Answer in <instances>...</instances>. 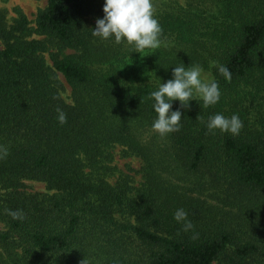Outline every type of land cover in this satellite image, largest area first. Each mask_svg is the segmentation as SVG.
Masks as SVG:
<instances>
[{"label": "trees", "instance_id": "16d2710c", "mask_svg": "<svg viewBox=\"0 0 264 264\" xmlns=\"http://www.w3.org/2000/svg\"><path fill=\"white\" fill-rule=\"evenodd\" d=\"M211 3L164 11L159 23L176 31L166 33L180 49L148 56L144 66L172 78L173 67L208 69L211 57L218 85L242 83L257 114L249 122L243 107L235 136L207 129L221 102L185 108L173 101L180 130L144 138L157 117L151 93L158 82L125 68L132 52L123 45L91 34L103 0H47L35 20L38 41L24 40L32 33L24 16L8 27L0 16V264H264V0ZM114 146L144 162L140 188L126 174L107 182ZM181 176L197 186L182 188ZM29 181L51 194L27 193ZM181 208L188 231L173 218ZM17 210L23 218L12 217ZM130 238L145 258L129 254Z\"/></svg>", "mask_w": 264, "mask_h": 264}, {"label": "clouds", "instance_id": "9594fccd", "mask_svg": "<svg viewBox=\"0 0 264 264\" xmlns=\"http://www.w3.org/2000/svg\"><path fill=\"white\" fill-rule=\"evenodd\" d=\"M103 16L95 22L91 30L93 36L104 40L114 39L116 43L126 41L134 44L139 52L144 49H157L160 46L162 27L154 15L152 0H103ZM217 70L225 79H231V72L225 65H218ZM203 68L199 65L192 67L181 63L172 68V78L160 83L158 90L151 93L154 100L153 109L157 114L152 128L161 136L178 132L182 118L179 110H172L173 101H178L181 107H188L194 100V92L199 95L205 105H214L219 102L221 92L216 80L203 75ZM198 118V117H197ZM61 124L66 122V116L61 111L58 114ZM209 132L219 130L221 133L239 135L243 122L237 114L230 117L223 114L211 116L207 122ZM6 155V151L4 152ZM14 219L23 218L20 210L10 213ZM184 209H177L174 219L182 222L183 230L193 228L187 219Z\"/></svg>", "mask_w": 264, "mask_h": 264}, {"label": "rangeland", "instance_id": "374dc122", "mask_svg": "<svg viewBox=\"0 0 264 264\" xmlns=\"http://www.w3.org/2000/svg\"><path fill=\"white\" fill-rule=\"evenodd\" d=\"M153 8H154V15L155 18L160 22L161 16L164 11L170 10L175 12L177 9H188L194 7L196 10L202 9H209L211 0H152ZM47 5V0H0V16L5 21L7 27L12 26L14 22L19 18L20 15L24 16L28 22L27 28L32 32L29 36L24 37V40L31 41V40H40L42 37L33 33L35 30V20L37 14L42 11ZM93 23V20H91ZM160 24V23H159ZM164 32H162L160 36V46L157 49H144L142 51H138L134 44H129L126 41H121L120 47L123 45V52L130 51L132 54L130 55L131 58L128 59L127 65L125 68L128 70L130 69H138L144 71L146 73L145 78L147 79L146 83L158 82V86L160 83H164L167 80L171 79L170 73L165 76H159L156 72L152 75L148 73L147 68L144 66L146 64V60L148 56L151 57H160L162 52L165 49H172V50H179V41L177 40L175 35L167 34L166 32L175 33L173 29L168 31V23H164L160 25ZM201 34L199 35V44L201 45L204 43V38H201ZM116 43V42H114ZM115 47L116 51H120V47L116 44ZM184 48V46H182ZM187 51H192L191 47H185ZM197 53H201V49L199 47L194 48ZM53 51V50H52ZM45 62L48 66H50L49 55H44ZM208 69H203V75L209 79H215L214 71L216 70L215 62L211 59V57H207ZM125 69V70H127ZM105 70V69H104ZM59 81L61 82L62 89L60 91V96L62 100L67 103L71 104V90L68 85L65 83L64 79L61 76H58ZM239 86V85H238ZM236 86L234 90L228 88L227 86H219L221 96L219 99L221 114L224 116L230 117L233 114H237L240 119L242 120V113L244 112V108L248 109L249 115L248 119L249 122H253L257 117L256 112L253 108L249 105V100L242 95V91L246 89V86L240 83V86ZM248 89V88H247ZM251 91L255 92L251 89ZM264 97V92L259 94L258 102L260 103L259 99ZM193 99L197 105H201L203 102L202 99L199 97L198 94L194 92ZM262 100L261 102H263ZM244 107V108H243ZM264 120V118H263ZM154 133H157L154 130H150L148 133L144 135V138H148L152 136ZM112 153V160L110 166L114 169L112 175H109L107 178V182L113 184L115 180L121 175L126 174L130 177L131 186L133 188H140L143 184V172H144V162L141 158L136 157L131 154H125V151L120 146H114L111 150ZM185 180V181H184ZM192 176H181L178 179L179 186L182 188H195L197 185L194 183L191 185ZM195 180L197 181L196 177ZM26 189L25 191L30 194H40V195H47L51 194L45 188L43 183L29 181L26 182ZM231 211L236 212V209H232ZM242 211V210H241ZM242 214V212H241ZM117 220L123 223H133L132 218L128 217H121L116 216ZM128 251L133 258H145L148 253L145 248L135 239L130 238L128 240Z\"/></svg>", "mask_w": 264, "mask_h": 264}]
</instances>
